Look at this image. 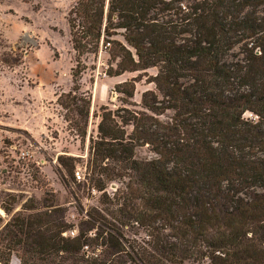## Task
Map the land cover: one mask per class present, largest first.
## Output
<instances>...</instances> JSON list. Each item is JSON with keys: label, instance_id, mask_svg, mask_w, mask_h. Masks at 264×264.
<instances>
[{"label": "trees", "instance_id": "16d2710c", "mask_svg": "<svg viewBox=\"0 0 264 264\" xmlns=\"http://www.w3.org/2000/svg\"><path fill=\"white\" fill-rule=\"evenodd\" d=\"M67 20L73 85L58 103L89 138L83 181L59 160L102 206L72 223L49 194L1 203L0 263L264 264V0H77ZM101 44L109 76L158 71L139 103L134 79L117 83L121 105H102L89 135L83 57ZM146 145L155 157L138 158Z\"/></svg>", "mask_w": 264, "mask_h": 264}, {"label": "rangeland", "instance_id": "374dc122", "mask_svg": "<svg viewBox=\"0 0 264 264\" xmlns=\"http://www.w3.org/2000/svg\"><path fill=\"white\" fill-rule=\"evenodd\" d=\"M76 1L0 0V205L13 203L15 212L28 199L42 201L49 194L67 209V219L72 223H78L86 209L102 206L100 192L74 181L59 160L61 156L71 157L68 162L76 164L75 171L83 181L89 138L84 141L70 129L58 103L59 95L73 85L71 69L76 52L67 17ZM118 38L122 39L120 35ZM108 50L101 44L98 53L83 57L87 65L83 89L92 94L89 135L97 134L102 105L113 109L121 105L117 83L134 79V100L139 103L142 93L154 87L148 78L158 71L151 67L146 72L109 76ZM233 53L240 56L239 47ZM136 155L142 159L155 157L147 145L138 147ZM62 176L70 184L65 185ZM116 188L114 184L108 190ZM0 215L5 221L10 217L1 206ZM127 234L129 238L146 239L142 231ZM13 263H20L15 255Z\"/></svg>", "mask_w": 264, "mask_h": 264}, {"label": "built area", "instance_id": "2783aa9c", "mask_svg": "<svg viewBox=\"0 0 264 264\" xmlns=\"http://www.w3.org/2000/svg\"><path fill=\"white\" fill-rule=\"evenodd\" d=\"M76 177L80 180L82 176L80 175V172H76Z\"/></svg>", "mask_w": 264, "mask_h": 264}, {"label": "crops", "instance_id": "0c3cea01", "mask_svg": "<svg viewBox=\"0 0 264 264\" xmlns=\"http://www.w3.org/2000/svg\"><path fill=\"white\" fill-rule=\"evenodd\" d=\"M14 264V263H13ZM20 264V263H19Z\"/></svg>", "mask_w": 264, "mask_h": 264}]
</instances>
